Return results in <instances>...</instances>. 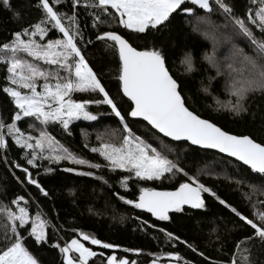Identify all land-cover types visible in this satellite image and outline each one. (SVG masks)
<instances>
[{
    "label": "snow or ice",
    "instance_id": "snow-or-ice-1",
    "mask_svg": "<svg viewBox=\"0 0 264 264\" xmlns=\"http://www.w3.org/2000/svg\"><path fill=\"white\" fill-rule=\"evenodd\" d=\"M0 7L18 25L0 41V95L6 101L0 105V165L26 190L7 199L9 188L0 184V264H41L26 246L29 238L57 250L61 264H139L117 252L139 256L142 249H120L95 230L72 227L74 237L63 246L50 240L63 227L57 224L55 182L66 180L64 174L76 178L68 188L73 204L98 199L99 190L105 209L135 211L137 231L164 238L172 250L149 253L150 264H256L264 252V142L251 132L224 130L195 105L198 96L212 97L216 111L257 122L264 105V0H18L16 8L12 0H0ZM177 17L202 40L181 48L172 28ZM177 59L183 85L169 67ZM109 76L118 82L114 95L107 90ZM196 76L201 79L193 95L189 85ZM74 121L87 122L84 148L98 161L71 151L48 131L59 125L72 136ZM259 127L264 129V114ZM88 129L95 130V144ZM13 148L18 159L9 158ZM164 180L177 184L172 190L144 186ZM220 181L236 186L230 191L249 189L241 198L253 218L221 196ZM41 198L51 202L54 215ZM88 212L102 215L95 205ZM178 221L183 236L172 227ZM189 232L207 233L203 249ZM206 250L228 259H214Z\"/></svg>",
    "mask_w": 264,
    "mask_h": 264
},
{
    "label": "trees",
    "instance_id": "trees-1",
    "mask_svg": "<svg viewBox=\"0 0 264 264\" xmlns=\"http://www.w3.org/2000/svg\"><path fill=\"white\" fill-rule=\"evenodd\" d=\"M13 8L18 6V0H12ZM35 13H30L29 16L31 18L35 17ZM18 25L12 20L11 13L4 10L0 7V41L7 39V29L17 28ZM173 33L175 35V39L177 44L182 48L185 43H191L193 40H202L199 36H194L190 29L184 26V22L177 17L173 20L172 23ZM123 31V30H121ZM197 56L199 57V52H197ZM169 67L172 70L173 74L177 79L181 81V84L184 83V78L179 75L184 72L183 66L180 64L179 59L173 63H169ZM114 71V69H113ZM4 72L2 68H0V86L3 84V76ZM201 77L196 76L190 83V88L192 90L193 95H196V89L199 87V81ZM118 82L109 76L108 80V88L107 90L113 95L116 92ZM188 95V93H185ZM214 95H219L221 101L227 99V97L222 92H217L216 89L213 90ZM76 98H81L79 94ZM5 97L0 95V105H5ZM191 103V101L189 102ZM211 105V107H209ZM122 107H126V105H122ZM216 104L213 102L212 97H208L207 99H202L199 96L197 97V104L195 105V110L206 119L215 122L218 126L222 127L224 130L229 131L233 134H243L251 132L257 142H264V129L259 127V120L262 114H264V105L261 107V112L256 114L257 122L253 123L249 117H245L244 119L239 118H231L228 114L224 112L216 111ZM101 119L107 124L110 123L107 117H101ZM87 122L83 121H75L72 125H70L73 135L67 136L60 128L59 125H49L48 131L50 134L54 136L57 140H59L64 146L68 147L71 151L83 155L85 158L98 161L99 157L95 154L88 152L86 148H84V139L81 135V128ZM20 127L26 133L29 132V128L26 124H20ZM132 127L141 135H147L145 129L141 126V124L134 123ZM88 131L92 132L90 137V143L95 144V130L88 129ZM32 134L35 135V131H32ZM10 159H18V152L13 148V150L9 153ZM46 163V162H45ZM64 166H68L65 165ZM34 173L36 170H32ZM67 176V179L64 181H60L59 177L56 180L57 187V199H56V207L59 210V220L57 221L58 226H63L61 231L56 235H50V240L53 242H59L62 246L71 238L74 237V232L71 231L72 227L83 229L84 231L96 234L99 239L105 242H111L123 248H139L142 249L143 252L141 255L136 256L131 253H123L118 251V255L122 256H130L132 259H136L139 261V264H150V260L152 256L149 255L151 252H155L156 254H161L165 251L172 250L170 247L164 244V238L160 236L159 241L151 234L147 236L143 231H137V223L133 221V217L136 215L135 211H125L124 207L116 209L111 205L108 208H104V194L97 190V197H90L88 202L80 201L78 206L72 203L73 197L69 195L68 188L74 187L76 178H74L71 174H64ZM49 182H45V186L47 187ZM204 183L209 185H215L217 181L213 179H204ZM220 187L217 189L221 196L226 197L230 200L231 203L234 204L242 213L248 215L249 218H253L252 208L249 204L245 203V201L241 198L242 194L248 193V188H242L240 191H230V189H234L236 186L234 184H227L224 181H220ZM0 184H7L9 188V194L7 199H11L12 193L16 192L19 194L21 191H26L24 185H17L16 181L13 179L12 175L6 171V168L3 165H0ZM177 184L176 180H164L161 182H147L144 186L154 187L157 190H172ZM62 185H66L67 187H63ZM132 191H136L135 184L133 185ZM91 192V189H89ZM255 198V197H254ZM259 199H264V196L259 197ZM41 204L44 210L49 212V215H54L51 213V202L45 201L41 198ZM95 205L98 211L102 213L100 216H92L88 212L89 206ZM36 206L35 204L32 206V212L35 213ZM212 212L218 211L217 208H212ZM147 215V214H145ZM175 215V214H174ZM123 217V219H121ZM181 222H177V225H173L174 230L180 232L183 236L186 233L184 232L183 227L180 226ZM51 233V229H49ZM245 233L241 232L240 235H244ZM26 235V234H25ZM189 239H195L197 243L200 244V247L203 249V239L206 238L207 233L203 236H194L191 232L187 233ZM0 242H2V235H0ZM26 246L30 249V251L38 258L41 264H61L60 256L57 250L49 248L47 245L37 246L32 239H28ZM89 247L90 245H86ZM231 245H229V250H231ZM181 249L182 254L185 256H192L187 249H183L182 246H178ZM94 250H98L95 249ZM106 254H109V250H103ZM206 254L212 256L214 259H228L227 256H217L214 251L206 250ZM255 258V257H254ZM196 259H199L198 257ZM92 264V262H90ZM95 264H99V261H96ZM256 264H264V252L259 254L258 259L256 260Z\"/></svg>",
    "mask_w": 264,
    "mask_h": 264
},
{
    "label": "rangeland",
    "instance_id": "rangeland-1",
    "mask_svg": "<svg viewBox=\"0 0 264 264\" xmlns=\"http://www.w3.org/2000/svg\"><path fill=\"white\" fill-rule=\"evenodd\" d=\"M75 122V121H74ZM35 131V130H34ZM35 133L37 134V132L35 131Z\"/></svg>",
    "mask_w": 264,
    "mask_h": 264
}]
</instances>
